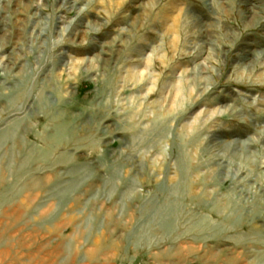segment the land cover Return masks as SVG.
I'll use <instances>...</instances> for the list:
<instances>
[{
	"label": "rangeland",
	"instance_id": "rangeland-1",
	"mask_svg": "<svg viewBox=\"0 0 264 264\" xmlns=\"http://www.w3.org/2000/svg\"><path fill=\"white\" fill-rule=\"evenodd\" d=\"M0 264H264V0H0Z\"/></svg>",
	"mask_w": 264,
	"mask_h": 264
}]
</instances>
